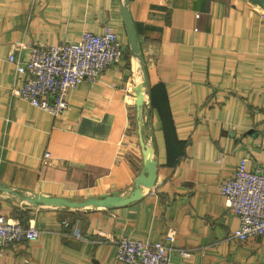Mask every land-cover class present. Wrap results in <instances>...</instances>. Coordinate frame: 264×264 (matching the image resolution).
Wrapping results in <instances>:
<instances>
[{
	"label": "crops",
	"instance_id": "obj_1",
	"mask_svg": "<svg viewBox=\"0 0 264 264\" xmlns=\"http://www.w3.org/2000/svg\"><path fill=\"white\" fill-rule=\"evenodd\" d=\"M121 1L0 0V186L18 194L0 191V215L41 231L5 248L0 264H124L110 239L164 243L169 230L170 264H264V235L234 239L239 221L219 190L241 158L264 167V10L250 0H128L145 109L135 103L143 73ZM84 32H112L125 52L94 82L70 89L66 111L52 116L13 94L27 78L8 60L26 58L17 42L77 43ZM166 118L177 142L165 138ZM147 136L156 183L139 200L82 209L23 200L127 196Z\"/></svg>",
	"mask_w": 264,
	"mask_h": 264
},
{
	"label": "built area",
	"instance_id": "obj_2",
	"mask_svg": "<svg viewBox=\"0 0 264 264\" xmlns=\"http://www.w3.org/2000/svg\"><path fill=\"white\" fill-rule=\"evenodd\" d=\"M18 52L26 58L14 63L17 75H27L13 94L32 106L57 116L66 111V95L81 82H94L102 72L118 64L125 48L117 35L84 32L77 43L64 42L47 45L41 42H17ZM146 106V102H144ZM47 156V155H46ZM224 206L238 218L239 225L232 237L246 241L264 235V167L259 163L248 168V160L241 158L234 173L222 180L219 186ZM41 231L34 224L24 226L19 221L0 215V256L4 249L39 237ZM73 236L82 238L77 230ZM175 232L169 230L161 242L138 241L128 237L110 239L115 247V257L124 264H170L169 250ZM187 257V252H181Z\"/></svg>",
	"mask_w": 264,
	"mask_h": 264
},
{
	"label": "water",
	"instance_id": "obj_3",
	"mask_svg": "<svg viewBox=\"0 0 264 264\" xmlns=\"http://www.w3.org/2000/svg\"><path fill=\"white\" fill-rule=\"evenodd\" d=\"M252 3L259 6L264 10V0H250ZM120 10L122 18L125 24L126 37L128 42V48L131 54H133L137 59L141 71L143 73V82L140 87H136L135 93V103L138 108H144V89L146 86V79L144 74V66L140 57L135 31L133 24L128 12V0H122L120 4ZM142 144V158H143V168L140 174L136 177L134 181V188L127 196H106L104 198H89L84 201H73L65 198L59 197H47L40 196L37 194H31L22 197L24 201L32 203L34 205L42 206H56L60 208L68 209H82L87 207L95 208H112L118 206L127 205L133 201L139 200L142 197V188L151 189L156 183V172H157V160L155 157V151L153 146V140L150 137H145V141ZM0 191L16 194L11 190H8L0 186Z\"/></svg>",
	"mask_w": 264,
	"mask_h": 264
},
{
	"label": "trees",
	"instance_id": "obj_4",
	"mask_svg": "<svg viewBox=\"0 0 264 264\" xmlns=\"http://www.w3.org/2000/svg\"><path fill=\"white\" fill-rule=\"evenodd\" d=\"M155 94H156L155 88L151 89L150 90V104H151V106L153 108L159 107V104L155 101ZM169 134L173 136L172 137V140H174L175 142H177V140L175 139V136H174V130L172 128V124H171L170 120L168 118H166V123L164 125V135H165V138L166 139L171 138V136ZM181 154H182V151L178 152L176 159H178Z\"/></svg>",
	"mask_w": 264,
	"mask_h": 264
},
{
	"label": "rangeland",
	"instance_id": "obj_5",
	"mask_svg": "<svg viewBox=\"0 0 264 264\" xmlns=\"http://www.w3.org/2000/svg\"><path fill=\"white\" fill-rule=\"evenodd\" d=\"M144 108L146 109L145 104H144ZM146 118H147V111L145 110V111L141 112L140 119H141V121H143V120H146Z\"/></svg>",
	"mask_w": 264,
	"mask_h": 264
}]
</instances>
